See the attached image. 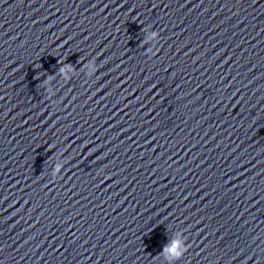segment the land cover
<instances>
[{"label":"clouds","instance_id":"clouds-1","mask_svg":"<svg viewBox=\"0 0 264 264\" xmlns=\"http://www.w3.org/2000/svg\"><path fill=\"white\" fill-rule=\"evenodd\" d=\"M154 35H159V33H154ZM63 70V68L60 69L61 72H63ZM177 244L178 242L174 241L170 246L166 248V251L172 252L178 257L180 253L177 252Z\"/></svg>","mask_w":264,"mask_h":264}]
</instances>
